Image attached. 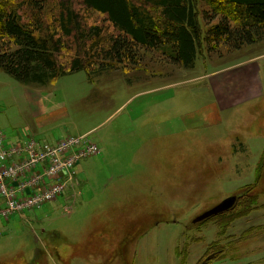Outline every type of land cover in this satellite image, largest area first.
<instances>
[{"label": "rangeland", "instance_id": "374dc122", "mask_svg": "<svg viewBox=\"0 0 264 264\" xmlns=\"http://www.w3.org/2000/svg\"><path fill=\"white\" fill-rule=\"evenodd\" d=\"M40 1L45 26L57 29L62 0ZM75 4L84 23L104 29L106 46L114 28ZM200 21L205 35L202 14ZM210 48L204 42L190 69L142 49L135 66L93 67L47 86L24 85L0 68V130L10 141L44 129L54 139L38 140L86 134L99 147L57 201L0 214V264H201L210 251L219 258L209 264H264V97L211 121L214 96L201 79L254 56L264 79V36L240 50ZM74 53L66 46L58 59L68 66ZM231 196L242 212L223 220L221 235V219L194 223Z\"/></svg>", "mask_w": 264, "mask_h": 264}, {"label": "trees", "instance_id": "16d2710c", "mask_svg": "<svg viewBox=\"0 0 264 264\" xmlns=\"http://www.w3.org/2000/svg\"><path fill=\"white\" fill-rule=\"evenodd\" d=\"M75 1L62 0L58 26L52 30L45 26V2L0 0V68L24 85L47 86L79 71L90 76L95 68L135 66L143 49L164 53L170 62L190 69L204 42L214 50L221 44L240 50L264 36V0H80L86 9L102 13L114 28L115 33L104 38L105 46L104 29L84 23ZM200 3L208 7L200 9ZM25 7L26 18L20 13ZM201 14L209 25L205 35ZM66 46L75 51L68 66L58 59ZM260 167L257 182L262 178ZM235 208L212 217L222 221L220 235L223 220L232 222L234 214L242 212ZM213 253L212 259H218L219 253Z\"/></svg>", "mask_w": 264, "mask_h": 264}, {"label": "built area", "instance_id": "2783aa9c", "mask_svg": "<svg viewBox=\"0 0 264 264\" xmlns=\"http://www.w3.org/2000/svg\"><path fill=\"white\" fill-rule=\"evenodd\" d=\"M98 153V145L86 134L56 143L33 136L12 142L0 130V214L10 218L57 201L66 190V182L76 179L78 163Z\"/></svg>", "mask_w": 264, "mask_h": 264}, {"label": "crops", "instance_id": "0c3cea01", "mask_svg": "<svg viewBox=\"0 0 264 264\" xmlns=\"http://www.w3.org/2000/svg\"><path fill=\"white\" fill-rule=\"evenodd\" d=\"M259 59V56L242 58L227 64L224 68L207 71L201 76L202 80L207 81V86L214 96L212 112L208 115L211 121L215 120V113L219 115L222 111L238 108L259 101L264 97V79ZM57 110L58 109L52 112L41 111V118L48 117V114H55ZM184 121L186 123L187 120L184 119ZM39 125H42V123L40 122ZM162 126L164 128V123ZM35 132L36 133L32 135L35 138L36 135H38V137L41 135L43 137H54L53 134L50 135V132L44 129L36 130ZM61 139L63 138L55 140L54 143ZM18 141H24V139H18L14 142ZM44 141L48 142V139Z\"/></svg>", "mask_w": 264, "mask_h": 264}, {"label": "water", "instance_id": "95a60500", "mask_svg": "<svg viewBox=\"0 0 264 264\" xmlns=\"http://www.w3.org/2000/svg\"><path fill=\"white\" fill-rule=\"evenodd\" d=\"M237 201H238L237 196H231V197L224 199L218 205L214 206L213 208L205 211L204 213L196 217L194 219V223L195 224L201 223L205 220L211 219L212 217H215L219 214L229 211L235 206ZM211 259L212 258L209 256L201 264H207Z\"/></svg>", "mask_w": 264, "mask_h": 264}, {"label": "flooded vegetation", "instance_id": "af4514ba", "mask_svg": "<svg viewBox=\"0 0 264 264\" xmlns=\"http://www.w3.org/2000/svg\"><path fill=\"white\" fill-rule=\"evenodd\" d=\"M205 221H206V220H205ZM209 256L212 258V257L214 256V253L211 252L210 254H208V256H206L205 259H206L207 257H209ZM205 259H204V260H205ZM204 260H203V261H204ZM211 260H212V259H211ZM211 260H210V261H211ZM210 261H209V262H210ZM209 262H208L207 264H209Z\"/></svg>", "mask_w": 264, "mask_h": 264}]
</instances>
